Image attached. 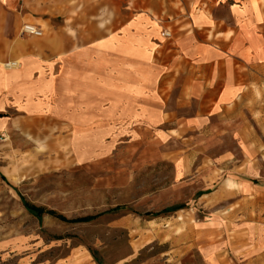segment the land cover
<instances>
[{
  "label": "rangeland",
  "instance_id": "374dc122",
  "mask_svg": "<svg viewBox=\"0 0 264 264\" xmlns=\"http://www.w3.org/2000/svg\"><path fill=\"white\" fill-rule=\"evenodd\" d=\"M49 7L56 27L76 25L85 8L86 29H101L96 56L93 48L86 55L87 66L101 67V87L91 75L57 101L72 123L68 139L0 134V264H243L245 247L262 249L264 232L257 242L244 234L239 165L227 162L241 154L237 138L211 125L191 129L195 102L176 107L171 98L159 107L158 67L143 42L157 47V22L128 24L125 0L108 5L112 18L102 20L92 17V0H49ZM131 49L127 73L121 64ZM255 182L262 183L264 222V166ZM25 203L68 219L96 218H39Z\"/></svg>",
  "mask_w": 264,
  "mask_h": 264
},
{
  "label": "crops",
  "instance_id": "0c3cea01",
  "mask_svg": "<svg viewBox=\"0 0 264 264\" xmlns=\"http://www.w3.org/2000/svg\"><path fill=\"white\" fill-rule=\"evenodd\" d=\"M87 1L91 0H83V5ZM92 1V17L102 20L112 18L104 12L119 0ZM125 3L128 24L151 21L160 28L157 47L152 45L155 40H143L151 54L148 59L158 67L159 107L166 108L171 98L176 107L195 102L194 116L187 121L191 129L211 125L213 131L237 138L241 154L228 157L227 162L239 165L243 199L238 209L243 213L245 236L257 242L264 232L263 188L255 182L263 178L264 166V0ZM53 14L49 0H0V63L14 64L0 66L1 135L44 132L50 142L68 139L72 123L57 101L79 92L91 75L89 82L95 89L101 87V67L96 70V62L86 64L91 48L96 56L101 29H86L85 8L72 27L51 24ZM26 25L42 35L24 33ZM87 35L97 38L92 45L86 43ZM121 66L127 73L134 68L133 49ZM88 68L93 70L87 74ZM242 254L243 264H264V247L251 245Z\"/></svg>",
  "mask_w": 264,
  "mask_h": 264
},
{
  "label": "trees",
  "instance_id": "16d2710c",
  "mask_svg": "<svg viewBox=\"0 0 264 264\" xmlns=\"http://www.w3.org/2000/svg\"><path fill=\"white\" fill-rule=\"evenodd\" d=\"M1 176L4 177L3 175H1ZM203 194H206V193H201V195H203ZM25 206L29 210L30 213L34 214L35 216H37L39 218L43 217L44 215H50V216H53V217L60 219L63 222L70 223V224L88 223V222L95 220V218H96V216H86V217H80V218H76V219H68L67 217H65L63 215L57 214L53 210H46V209L31 205L29 203H25ZM184 207H185L184 205H179V206L173 208V210H175V211L181 210ZM161 214H162V212L146 213V215L149 217H158Z\"/></svg>",
  "mask_w": 264,
  "mask_h": 264
},
{
  "label": "built area",
  "instance_id": "2783aa9c",
  "mask_svg": "<svg viewBox=\"0 0 264 264\" xmlns=\"http://www.w3.org/2000/svg\"><path fill=\"white\" fill-rule=\"evenodd\" d=\"M23 32L24 33H29V34H32V35H36V36H41L42 35V32L33 27V26H30V25H26L24 28H23ZM0 66H4V67H11V66H14V64L12 65V63H6V64H2L0 63Z\"/></svg>",
  "mask_w": 264,
  "mask_h": 264
},
{
  "label": "bare ground",
  "instance_id": "6f19581e",
  "mask_svg": "<svg viewBox=\"0 0 264 264\" xmlns=\"http://www.w3.org/2000/svg\"><path fill=\"white\" fill-rule=\"evenodd\" d=\"M12 179V181H16L14 178H11Z\"/></svg>",
  "mask_w": 264,
  "mask_h": 264
}]
</instances>
